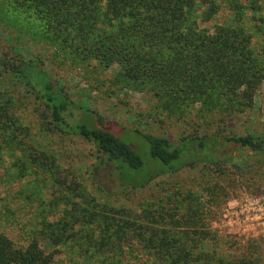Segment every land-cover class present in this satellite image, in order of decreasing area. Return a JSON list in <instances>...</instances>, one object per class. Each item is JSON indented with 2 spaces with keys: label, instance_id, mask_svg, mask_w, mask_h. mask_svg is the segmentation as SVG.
Instances as JSON below:
<instances>
[{
  "label": "trees",
  "instance_id": "1",
  "mask_svg": "<svg viewBox=\"0 0 264 264\" xmlns=\"http://www.w3.org/2000/svg\"><path fill=\"white\" fill-rule=\"evenodd\" d=\"M5 1L0 28L10 36L0 42V168L7 169V177L0 174V264H264V239L222 237L210 229L206 216L213 213L201 196L190 194L182 203L169 197L154 204L172 207L168 214L148 206L141 213L147 218L133 215L127 222L97 212L70 189L59 158L43 144L55 133L91 145L87 178L94 202L97 193L145 189L159 176L199 163L221 165L224 178L230 167L264 166V134L226 133L239 115L262 107L256 98L264 96V0ZM13 14L25 17L24 26ZM8 21H15L13 28ZM114 63L127 84L159 98L168 116L179 112L172 114L173 106L192 121L219 115L223 132L174 140L129 130L73 100L46 67L80 71L84 78ZM131 135L146 141L150 156L143 158ZM44 177L47 185L36 183ZM47 191L61 196L49 198Z\"/></svg>",
  "mask_w": 264,
  "mask_h": 264
},
{
  "label": "rangeland",
  "instance_id": "2",
  "mask_svg": "<svg viewBox=\"0 0 264 264\" xmlns=\"http://www.w3.org/2000/svg\"><path fill=\"white\" fill-rule=\"evenodd\" d=\"M0 1L6 4L5 0ZM14 19L20 26H24L25 17L14 15ZM11 22L8 21V24L13 28L15 24ZM25 32L31 34L30 31ZM8 36H10L8 30L0 28V42L6 41ZM12 36L15 38L16 34L13 33ZM25 48L26 51L37 50L33 45H25ZM38 48H40V52L36 54L44 58L43 49ZM46 67L58 78L63 79L66 92L73 100L98 111L102 116L120 123L129 130L164 135L174 140L192 135L202 136L215 131L223 132V117L219 115L209 119L206 117V120L195 118L192 121L189 118H181L183 110L173 106L171 113L174 114L178 109L179 112L176 117L168 116L167 110L164 109L159 98L150 95L144 87L129 85L119 77L121 65L118 63L112 64L110 68L102 69L97 66L98 75L84 78L80 75V71L69 70L68 72L59 68H52L51 64H46ZM260 106H262L261 109L255 110L258 111L256 114L253 111L239 115L237 120L239 124L236 123V126L229 128L226 133L247 134L254 132L260 135L264 134V96L262 94H258L256 98V108ZM29 111L31 115L28 112L26 114L35 124L36 115L32 114V110ZM37 130L38 126L35 124L33 131L36 133ZM130 140L135 144L139 142L141 150L139 152L143 158H146V153L150 156L146 141H141L140 138L133 135L130 136ZM44 143L48 147L45 151L49 154L54 153L59 158L57 162L62 166L61 173L64 178H67L70 189L75 190V194H80L83 201L90 202V204L87 203L89 207L95 206L96 209L94 210L97 212L117 216L125 219L126 222L132 221L134 216L140 219V214L148 206L150 207L149 212L156 215L160 213L166 215L165 212L167 211V214L171 212L169 210L172 207L166 208L165 206L164 210H156L157 206L154 204L161 202L166 204L169 197L175 200L181 199L182 203L189 200L190 194H192L197 195V197L201 196L202 202L211 209L210 212L213 215L207 214L206 223H209V228L222 237L234 236L245 240L264 239V166L256 169H233L230 167L226 170V178H224L221 165L199 163L196 167L159 176L145 189L128 190L124 194L111 197L97 193L99 198L94 202L90 195L91 182L87 178V169L94 161L91 145L83 140L61 137L55 133L45 137ZM69 145H72L73 148H69ZM70 169L74 170L75 174H70ZM0 174L7 177V169L0 168ZM232 178L236 180L235 183L231 181ZM47 181L44 177L43 180L36 183L47 185L45 183ZM20 186L21 184L17 183L14 189H19ZM50 189L55 193L59 192L56 191L58 190L56 187ZM51 193L52 191H47L46 196L49 198H60L61 196V193L58 194V197L51 195ZM84 194L87 197H84ZM215 196L218 203L213 202ZM77 200L81 201L80 198ZM112 206L117 207V209L111 208ZM123 208H126V211L122 213L120 209ZM143 216L145 213L141 214V218ZM159 220L162 219L159 218Z\"/></svg>",
  "mask_w": 264,
  "mask_h": 264
}]
</instances>
